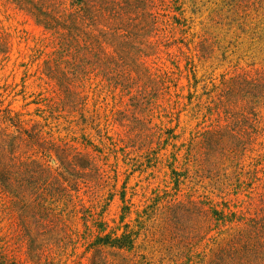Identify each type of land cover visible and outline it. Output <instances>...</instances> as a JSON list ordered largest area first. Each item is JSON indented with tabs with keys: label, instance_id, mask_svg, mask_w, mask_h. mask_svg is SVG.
Here are the masks:
<instances>
[{
	"label": "rangeland",
	"instance_id": "rangeland-1",
	"mask_svg": "<svg viewBox=\"0 0 264 264\" xmlns=\"http://www.w3.org/2000/svg\"><path fill=\"white\" fill-rule=\"evenodd\" d=\"M0 264H264V0H0Z\"/></svg>",
	"mask_w": 264,
	"mask_h": 264
},
{
	"label": "trees",
	"instance_id": "trees-1",
	"mask_svg": "<svg viewBox=\"0 0 264 264\" xmlns=\"http://www.w3.org/2000/svg\"><path fill=\"white\" fill-rule=\"evenodd\" d=\"M109 1V0H108ZM117 243H119V242H117ZM234 250H236V248H234ZM237 251H239V250H236V253H239V252H237ZM243 263V262H242Z\"/></svg>",
	"mask_w": 264,
	"mask_h": 264
}]
</instances>
